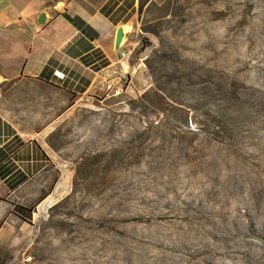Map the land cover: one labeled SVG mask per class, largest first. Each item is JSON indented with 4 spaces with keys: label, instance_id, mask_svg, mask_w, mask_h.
<instances>
[{
    "label": "rangeland",
    "instance_id": "rangeland-1",
    "mask_svg": "<svg viewBox=\"0 0 264 264\" xmlns=\"http://www.w3.org/2000/svg\"><path fill=\"white\" fill-rule=\"evenodd\" d=\"M139 2L127 21L129 87L83 100L59 120L49 141L60 174L51 170L48 177L51 184L58 181V190L46 202L24 205L31 208L24 218L18 214L25 221L21 240L8 246L19 223H3L0 264H43L47 238L64 246L69 262L72 221L100 205L109 206L102 220L109 233L126 236L131 229L139 237L147 224L176 237L173 231L184 230L185 222L160 204L196 191L203 178L210 179L206 186H220L219 174L226 176L232 165L253 176L241 183L248 202L254 197L247 191L264 186V0ZM27 81L0 78V101L39 88ZM247 130L248 138L242 136ZM209 199L205 202L216 201ZM16 205H11L15 213ZM242 238L264 247V232ZM144 239L136 249L156 254L157 244ZM239 242L244 246L243 239ZM222 244L218 239L207 251L177 257V264L212 261ZM232 260L237 258H226L235 264Z\"/></svg>",
    "mask_w": 264,
    "mask_h": 264
},
{
    "label": "crops",
    "instance_id": "crops-1",
    "mask_svg": "<svg viewBox=\"0 0 264 264\" xmlns=\"http://www.w3.org/2000/svg\"><path fill=\"white\" fill-rule=\"evenodd\" d=\"M136 1L0 0V78L39 85L23 89L20 99L0 101V234L6 220L19 223L8 246L25 230L11 205L41 204L58 190V181L51 184L48 177L51 170L60 174L49 141L59 120L83 100L129 87L116 74L105 82L99 77L116 67L119 50L129 42L125 34L116 47L115 33L129 24Z\"/></svg>",
    "mask_w": 264,
    "mask_h": 264
},
{
    "label": "bare ground",
    "instance_id": "bare-ground-1",
    "mask_svg": "<svg viewBox=\"0 0 264 264\" xmlns=\"http://www.w3.org/2000/svg\"><path fill=\"white\" fill-rule=\"evenodd\" d=\"M130 27V24H126L123 31H129ZM249 135L248 130L242 133L244 137ZM224 165L229 169L228 163ZM231 167L226 176L219 174L217 181L218 185L222 183L220 186H206L210 179L203 178L204 184L196 191L189 190L184 196L174 195L160 204L165 211L175 212L176 216L185 222L184 230L173 231L176 237L170 236L172 231L167 228L165 231H159L149 229L147 224L141 227L139 237L135 236L134 230L131 229H127L126 236L109 233L102 227V220L109 206L100 205L91 208L87 211L88 214L84 213L82 220L75 218L72 221L70 228L73 235L70 239L73 240L71 247L74 254L69 262L62 255L64 246L54 245V239L47 238L43 251L47 259L43 264H177V257L186 258L189 254L207 251L212 244H217L218 239H221L223 244L215 249L213 260H207L204 264H229L226 262L228 257H236L237 260H232L235 264L263 263L264 247L253 240H245L242 236H261L264 232V204L260 201L264 199V186L247 191L254 197L253 201L248 202L244 199L241 183L252 179L253 176L249 172H238ZM213 192L216 193L215 197ZM178 197L183 198L184 204L178 203ZM209 198L216 201L206 203ZM70 210L80 212L81 209L75 210L71 207ZM57 231L61 234L63 229L57 228ZM53 234L52 232L50 236ZM178 235L182 237H177ZM142 238L157 244L156 254H150L146 250L141 253L136 249L138 240ZM239 238L243 239L244 246H240ZM231 240L234 242L230 243ZM53 258L56 259L50 260Z\"/></svg>",
    "mask_w": 264,
    "mask_h": 264
},
{
    "label": "built area",
    "instance_id": "built-area-1",
    "mask_svg": "<svg viewBox=\"0 0 264 264\" xmlns=\"http://www.w3.org/2000/svg\"><path fill=\"white\" fill-rule=\"evenodd\" d=\"M130 49L127 46L121 47L118 53V58L116 61L115 68H106L104 72L99 77L100 82H105L109 78H112L116 74L119 79L128 80L130 77Z\"/></svg>",
    "mask_w": 264,
    "mask_h": 264
},
{
    "label": "water",
    "instance_id": "water-1",
    "mask_svg": "<svg viewBox=\"0 0 264 264\" xmlns=\"http://www.w3.org/2000/svg\"><path fill=\"white\" fill-rule=\"evenodd\" d=\"M44 19H45L44 13H40V15L38 16V21L43 22ZM125 34H126V32L123 31L122 25H118L116 28V33H115V45H116V47L121 45V43L125 37Z\"/></svg>",
    "mask_w": 264,
    "mask_h": 264
},
{
    "label": "trees",
    "instance_id": "trees-1",
    "mask_svg": "<svg viewBox=\"0 0 264 264\" xmlns=\"http://www.w3.org/2000/svg\"><path fill=\"white\" fill-rule=\"evenodd\" d=\"M140 2H139V5H141L143 2H144V0H139ZM18 208H16L15 210H16V213L17 214H19L21 217H25V213L24 212H26V213H30V208L31 207H27V206H24V205H20V204H18V205H16ZM22 210H25V211H22Z\"/></svg>",
    "mask_w": 264,
    "mask_h": 264
}]
</instances>
